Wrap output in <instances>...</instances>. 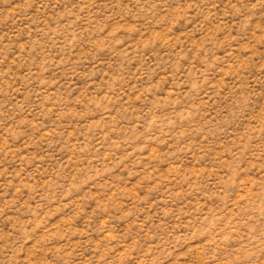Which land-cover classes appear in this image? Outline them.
I'll return each mask as SVG.
<instances>
[{"label": "rangeland", "instance_id": "rangeland-1", "mask_svg": "<svg viewBox=\"0 0 264 264\" xmlns=\"http://www.w3.org/2000/svg\"><path fill=\"white\" fill-rule=\"evenodd\" d=\"M0 264H264V0H0Z\"/></svg>", "mask_w": 264, "mask_h": 264}]
</instances>
